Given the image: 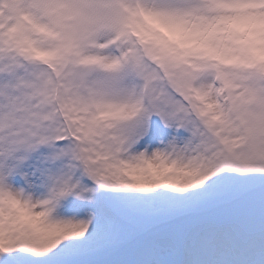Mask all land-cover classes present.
Instances as JSON below:
<instances>
[{
    "label": "snow or ice",
    "instance_id": "snow-or-ice-1",
    "mask_svg": "<svg viewBox=\"0 0 264 264\" xmlns=\"http://www.w3.org/2000/svg\"><path fill=\"white\" fill-rule=\"evenodd\" d=\"M0 264H264V0H0Z\"/></svg>",
    "mask_w": 264,
    "mask_h": 264
}]
</instances>
